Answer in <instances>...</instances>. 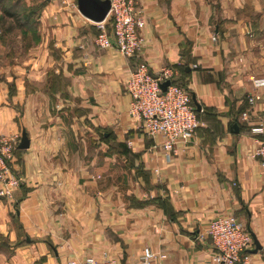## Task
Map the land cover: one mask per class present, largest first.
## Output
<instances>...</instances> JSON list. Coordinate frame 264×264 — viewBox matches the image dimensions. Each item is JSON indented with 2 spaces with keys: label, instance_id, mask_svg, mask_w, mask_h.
Returning a JSON list of instances; mask_svg holds the SVG:
<instances>
[{
  "label": "crops",
  "instance_id": "0c3cea01",
  "mask_svg": "<svg viewBox=\"0 0 264 264\" xmlns=\"http://www.w3.org/2000/svg\"><path fill=\"white\" fill-rule=\"evenodd\" d=\"M43 1L30 71L0 77V134L29 140L11 164L21 184L0 198V264H138L145 248L161 256L152 264H213L203 232L217 217L258 243L239 264H264V167L250 133L264 113L252 85L264 79V40L250 34L264 0H134L145 26L132 58L95 46L100 28L75 0ZM141 63L174 70L201 108L169 161L128 115L125 83Z\"/></svg>",
  "mask_w": 264,
  "mask_h": 264
},
{
  "label": "built area",
  "instance_id": "2783aa9c",
  "mask_svg": "<svg viewBox=\"0 0 264 264\" xmlns=\"http://www.w3.org/2000/svg\"><path fill=\"white\" fill-rule=\"evenodd\" d=\"M110 10L100 24V34L94 44L99 49H114L124 58L136 56L142 48L140 30L145 26L143 11L134 0H108ZM109 24L110 32L105 24ZM213 40H215L213 38ZM169 82L162 91L160 86ZM255 89L264 88V79L252 81ZM130 97L128 115L138 120L141 131L148 137H159L166 160H170L177 144L191 139L200 126L190 93L175 83V72L171 68H161L152 74L145 63L138 64L125 83ZM248 107L254 105V98L247 97ZM240 120H248L247 112ZM250 133L258 138L254 158L264 167V113ZM17 136L0 134V198L12 199L13 191L21 184V178L13 172L12 161L18 144ZM203 237L208 239L215 250L213 264H239L247 260L246 252L252 244L251 235L234 217H217L206 226ZM145 248L138 264H152L160 258ZM68 264H119L116 259L103 255L101 259L85 258L82 262Z\"/></svg>",
  "mask_w": 264,
  "mask_h": 264
},
{
  "label": "rangeland",
  "instance_id": "374dc122",
  "mask_svg": "<svg viewBox=\"0 0 264 264\" xmlns=\"http://www.w3.org/2000/svg\"><path fill=\"white\" fill-rule=\"evenodd\" d=\"M43 0H1L0 2V77L21 80L30 71L31 55L39 41L35 15ZM7 9L14 18L5 17ZM264 13V12H262ZM33 14V16H31ZM256 17V15H254ZM95 24V23H94ZM250 34L264 40V25L252 27ZM253 36V37H254ZM27 80H25V83ZM33 81L30 80L29 83Z\"/></svg>",
  "mask_w": 264,
  "mask_h": 264
},
{
  "label": "water",
  "instance_id": "95a60500",
  "mask_svg": "<svg viewBox=\"0 0 264 264\" xmlns=\"http://www.w3.org/2000/svg\"><path fill=\"white\" fill-rule=\"evenodd\" d=\"M76 1V7L79 14L87 19L88 21L100 24L105 21L107 18V15L110 10V3L108 0H75ZM169 82H164L161 84L160 88L162 91H165L166 88L169 86ZM192 103L195 107L196 112L200 111V105L196 102L194 96L191 97ZM29 148V140L26 136L25 131H22L21 133V139L17 146V149L19 150H27ZM251 235L252 242L256 246V249L259 248L258 243L255 239V237Z\"/></svg>",
  "mask_w": 264,
  "mask_h": 264
},
{
  "label": "trees",
  "instance_id": "16d2710c",
  "mask_svg": "<svg viewBox=\"0 0 264 264\" xmlns=\"http://www.w3.org/2000/svg\"><path fill=\"white\" fill-rule=\"evenodd\" d=\"M0 2H1V0H0ZM40 8V6L38 7V9ZM2 13H3V15L5 16V17H8V18H14L15 16H14V14H12V12L11 11H9V10H7V9H3V11H2ZM31 16H33V14H31ZM180 86V85H179ZM197 113V112H196Z\"/></svg>",
  "mask_w": 264,
  "mask_h": 264
}]
</instances>
